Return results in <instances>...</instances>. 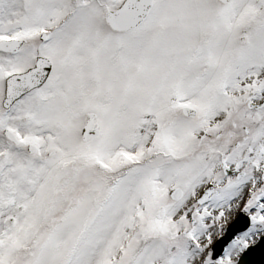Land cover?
I'll use <instances>...</instances> for the list:
<instances>
[{"label": "snow or ice", "instance_id": "6c2138e0", "mask_svg": "<svg viewBox=\"0 0 264 264\" xmlns=\"http://www.w3.org/2000/svg\"><path fill=\"white\" fill-rule=\"evenodd\" d=\"M262 242L264 0H0V264Z\"/></svg>", "mask_w": 264, "mask_h": 264}, {"label": "water", "instance_id": "95a60500", "mask_svg": "<svg viewBox=\"0 0 264 264\" xmlns=\"http://www.w3.org/2000/svg\"><path fill=\"white\" fill-rule=\"evenodd\" d=\"M246 224V215L241 214L238 219L228 228V232L223 240L217 245L218 250L226 246L231 236L242 231ZM245 264H264V242L255 245L251 252L245 257Z\"/></svg>", "mask_w": 264, "mask_h": 264}, {"label": "rangeland", "instance_id": "374dc122", "mask_svg": "<svg viewBox=\"0 0 264 264\" xmlns=\"http://www.w3.org/2000/svg\"><path fill=\"white\" fill-rule=\"evenodd\" d=\"M240 212H242V210L232 214V216L229 218L228 224L226 225V229L231 224V222L235 220V218L239 215ZM225 233H226V230H225ZM217 239H220V237L218 236Z\"/></svg>", "mask_w": 264, "mask_h": 264}]
</instances>
